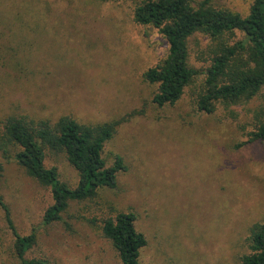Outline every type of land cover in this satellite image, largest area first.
Wrapping results in <instances>:
<instances>
[{"label":"rangeland","instance_id":"rangeland-1","mask_svg":"<svg viewBox=\"0 0 264 264\" xmlns=\"http://www.w3.org/2000/svg\"><path fill=\"white\" fill-rule=\"evenodd\" d=\"M135 2L0 0V191L13 228L0 209V264H20L13 230L35 234L27 259L120 264L100 232L102 221L119 212L136 217L146 239L144 264H235L248 252L249 227L264 224V143L247 142L257 122L264 123V113L254 118L264 108V91L213 114L197 111L207 66L201 55L210 45L198 34L188 42L197 76L175 105L157 107L156 86L142 76L165 57L167 45L157 30L134 23ZM211 3L244 17L252 0ZM65 116L83 125L128 116L102 151L106 166L120 157L126 171L115 189L70 202L59 221L45 225L50 191L18 166V149L3 134L12 119ZM44 154L46 168L75 187L78 175L65 155Z\"/></svg>","mask_w":264,"mask_h":264},{"label":"trees","instance_id":"trees-1","mask_svg":"<svg viewBox=\"0 0 264 264\" xmlns=\"http://www.w3.org/2000/svg\"><path fill=\"white\" fill-rule=\"evenodd\" d=\"M211 1L202 0L193 6L192 0H136L134 23L157 30L167 45L165 57L142 76L145 82L156 86L152 103L157 107L175 105L197 76L189 65L188 42L198 34L207 38L210 45L201 55L207 66L200 93L194 100L197 111L213 114L219 105L228 108L249 102L264 91V0H252L244 17L215 8ZM263 113V107L255 112L256 121ZM129 117L96 125L79 124L67 116L55 122L7 121L3 141L18 149L15 162L28 177L50 191L51 205L42 216L45 225L59 221L70 202L92 200L100 189L116 188L117 176L126 167L120 157L106 166L102 151L117 129L129 122ZM247 137L248 143H264V123L258 121ZM45 149L65 155L78 175L75 187L62 183L54 168H46ZM0 209L12 228L1 191ZM135 221L133 213L119 212L100 226L103 239L111 245L120 264H144L140 254L146 239L136 229ZM13 233L14 252L20 264H43L25 256L36 243L35 234ZM245 243L248 252L235 264H264V224L251 225Z\"/></svg>","mask_w":264,"mask_h":264}]
</instances>
